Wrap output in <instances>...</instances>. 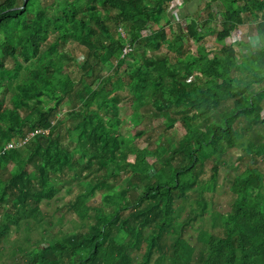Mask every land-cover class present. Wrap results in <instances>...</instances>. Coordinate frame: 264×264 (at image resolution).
<instances>
[{
    "label": "trees",
    "instance_id": "1",
    "mask_svg": "<svg viewBox=\"0 0 264 264\" xmlns=\"http://www.w3.org/2000/svg\"><path fill=\"white\" fill-rule=\"evenodd\" d=\"M179 1L0 0V149L14 142L0 155V261L11 227L40 223L56 175L71 174L76 227L18 249L24 264H264V0H206L207 15L186 27L169 12ZM246 16L259 19L258 46L237 42L251 49L240 57L225 39ZM219 18L221 48L210 56L203 39ZM161 117L185 128L178 144L162 132L160 146L135 147ZM234 147L242 168L225 178L221 211L218 162ZM98 192L103 203L91 206Z\"/></svg>",
    "mask_w": 264,
    "mask_h": 264
},
{
    "label": "rangeland",
    "instance_id": "2",
    "mask_svg": "<svg viewBox=\"0 0 264 264\" xmlns=\"http://www.w3.org/2000/svg\"><path fill=\"white\" fill-rule=\"evenodd\" d=\"M185 6L180 7L178 10V6L176 5L178 2H174L173 6L175 7V12H179L181 14V17H183V27H186L187 24L185 22V19L190 20L192 16H200V18H204L207 15V11L204 10L205 2L206 0H184ZM177 6V7H176ZM172 8V6H171ZM170 8V9H171ZM212 9L217 10L215 6L212 7ZM183 11V13H182ZM215 12V11H213ZM218 13V12H215ZM177 23L173 21L174 28L177 27ZM214 26L216 28L221 29L220 25V18L217 21H213L211 23L210 29L213 30V32H210L206 35V37L203 39L206 47L209 50L210 56L216 55L219 52V49L221 48V45L217 43L216 36L214 31ZM258 27H259V19H256L252 16H246L244 17V22L240 24L236 29H234L229 37L225 39V43L227 45L234 44L235 48L237 49L238 55L240 57H246L250 55L251 49L242 48L240 44H237V42H243L247 39L250 40V43H252V48L255 49L258 46L257 42V33H258ZM207 28V29H208ZM215 28V29H216ZM166 32L169 35V28H166ZM236 41V42H235ZM73 55L77 57L78 62H82L81 58L83 55V47L79 46L77 44L73 45ZM185 47L190 52H196L197 44L190 38L185 39ZM166 46L163 45L161 49L158 51L159 55H162L164 52H166ZM128 63V62H127ZM127 65V64H126ZM106 73V72H104ZM262 73V72H261ZM235 74V73H234ZM240 74V72H236V75ZM241 75V74H240ZM238 75V76H240ZM118 107L119 114L122 116V118L128 117V115L131 112V104L130 99L128 98V94L124 98H120L118 100ZM66 111V110H65ZM64 111V112H65ZM262 115H264V108L262 110ZM165 120L163 117L161 118H149L145 122V128L146 133L141 135L140 137H137L134 139V146L137 148H143L148 147L153 149L154 147H158L162 144L161 140L157 138V135L163 132V138L168 141H173V144H178L180 138H182L183 134L186 133L185 128L181 124V122H177L175 125H173L170 128H164ZM122 133L126 136L131 138V129L129 124H123ZM238 149L236 147L230 148L228 151L227 157H222L219 159L218 162V174H217V185L215 189V194L213 197V202L215 203V206L217 209H220L221 211H228V200L230 198L227 190H228V184L225 181V178L228 177L227 174H229L232 178V176H235L238 174L240 169L242 168V165H239L237 162V156H238ZM148 162L151 163L155 161L154 156H149ZM175 163V161L173 160ZM239 165V166H238ZM212 166V158H208L205 160V167H207V173H211L210 167ZM13 163L9 165L8 168H12ZM259 167L261 170H264V159H260ZM227 169H230L227 171ZM56 182H57V188L59 191L57 194L50 200H42L40 203V210L43 213V220L38 223L35 226H32L31 228L25 227L23 229V225L20 229H16L15 226L11 227L10 233L8 237L4 240L2 243L3 250L6 254V258L3 261H0V264H4V262H14L19 259V264H24L25 259L21 258L24 253L21 249L24 248L23 251H25V248L29 246L30 243L37 242L40 243V247H43L45 240H43V237L49 238L50 236L56 235V234H62L63 232H67L68 230H72V228L76 227V224L78 222V217L76 216L75 212L68 208L66 205L67 201L71 198V195L68 193L71 189L74 188L75 183L71 182L68 183L66 180H63V178L67 179L71 177V174L68 176L65 175H56ZM121 188V186H117L116 188ZM182 201L178 200L176 202V205L179 207ZM88 203L91 206H98L101 205L102 198L101 194L98 192L95 194L94 197L90 198L88 200ZM186 212H183V215L185 216ZM197 226V223H196ZM44 233H43V232ZM189 231L190 234L187 235L188 239L192 240V238H195L196 236V230L193 228H190ZM14 253V257L12 258V253ZM18 258V259H17ZM18 262V261H17Z\"/></svg>",
    "mask_w": 264,
    "mask_h": 264
},
{
    "label": "clouds",
    "instance_id": "3",
    "mask_svg": "<svg viewBox=\"0 0 264 264\" xmlns=\"http://www.w3.org/2000/svg\"><path fill=\"white\" fill-rule=\"evenodd\" d=\"M177 6H178V10L180 9V7H184L185 6V1L184 0H181V1H179L177 4H176ZM176 6V7H177ZM216 7V6H215ZM217 8V7H216ZM175 7L172 5V8L171 9H169V12H170V14H171V16L174 18V20H178L179 18H181V20H182V22L181 23H183L184 21H183V17H181V15H178V12H175ZM212 11H215V12H217V10H215V9H212ZM184 19H185V22H186V24H187V20L188 19H186L185 17H184ZM175 22V21H174ZM183 26V25H182ZM129 48H125V50H128ZM34 133H31L30 135H33ZM29 136V135H28ZM1 155V154H0Z\"/></svg>",
    "mask_w": 264,
    "mask_h": 264
},
{
    "label": "built area",
    "instance_id": "4",
    "mask_svg": "<svg viewBox=\"0 0 264 264\" xmlns=\"http://www.w3.org/2000/svg\"><path fill=\"white\" fill-rule=\"evenodd\" d=\"M30 136V135H29ZM27 136V137H29ZM27 137L25 138V140L22 141V145L27 141ZM14 146V142L11 141L9 142L6 146H4L3 149H0V154L5 150V149H9V148H12Z\"/></svg>",
    "mask_w": 264,
    "mask_h": 264
},
{
    "label": "crops",
    "instance_id": "5",
    "mask_svg": "<svg viewBox=\"0 0 264 264\" xmlns=\"http://www.w3.org/2000/svg\"><path fill=\"white\" fill-rule=\"evenodd\" d=\"M182 13H183V11H182ZM179 15H181L180 12H179Z\"/></svg>",
    "mask_w": 264,
    "mask_h": 264
}]
</instances>
